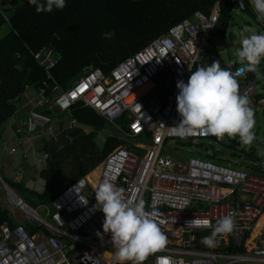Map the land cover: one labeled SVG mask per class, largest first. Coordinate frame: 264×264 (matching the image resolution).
<instances>
[{
  "label": "built area",
  "instance_id": "obj_1",
  "mask_svg": "<svg viewBox=\"0 0 264 264\" xmlns=\"http://www.w3.org/2000/svg\"><path fill=\"white\" fill-rule=\"evenodd\" d=\"M222 2L219 0L210 14L197 11L191 19L178 23L169 34L156 38L135 55L119 62L110 73L92 68L67 89L59 84L53 87L57 96L50 104L52 109L66 110L83 102L120 131L118 138L135 141L146 135L151 142L134 143L137 150L144 151L142 154L125 147L109 154L95 187L85 177L60 193L51 208L44 206L51 223L32 214L22 198L18 205L8 191L11 202L16 203L13 207L23 211L26 221L45 228L51 236H32L25 225H19L14 231L7 224L1 226L0 264H118L111 236L103 233L104 215L95 207L94 190L104 179L123 189L125 199L143 200L145 211L166 236L168 231L179 232V236H167V244L150 254L144 264H264V230L250 242L264 217L263 174L206 158L180 155L177 147L180 142L197 143L200 139L220 142L222 139L199 131L180 138L171 128L181 120L177 112L176 83L178 80L187 83L194 66L208 59L221 18ZM232 2L237 11H249L256 16L250 0ZM54 58L55 52L50 46L36 55L40 67L46 71L57 65ZM224 68L235 73L241 66L232 60ZM168 69L175 75L176 83L163 100L157 93L155 79ZM244 77L246 73L237 79ZM238 83L240 95L255 104H264V97L256 102L255 80ZM49 102L46 88H41L38 104ZM123 115L130 121L127 131L117 124ZM39 129L52 130V119L48 114L32 110L26 129L19 133L33 134ZM48 157L44 153V160ZM230 213H235L234 230L218 237L215 247L201 243L202 235H209L211 227L192 228L186 224L196 217L207 219L214 226L219 218ZM231 244L244 247L245 252L229 250Z\"/></svg>",
  "mask_w": 264,
  "mask_h": 264
},
{
  "label": "trees",
  "instance_id": "obj_2",
  "mask_svg": "<svg viewBox=\"0 0 264 264\" xmlns=\"http://www.w3.org/2000/svg\"><path fill=\"white\" fill-rule=\"evenodd\" d=\"M218 1L65 0L66 6L62 10L40 13L28 0L15 5L14 9L7 7L6 3L0 5V131L19 110L20 102L16 100L24 96L29 87L39 91L45 87L46 95L51 99L57 94L53 89L56 84L67 89L92 68L110 73L119 62L144 49L156 38L169 34L174 26L192 18L197 11L210 13ZM235 7L232 0H224L221 4L222 15L215 35L227 36ZM111 31L115 33L112 39L102 38V33ZM47 46L54 49V59L57 61V65L49 71L41 68L36 59L39 51ZM203 63L196 64L193 71L203 66ZM247 74L249 80L255 78L253 72ZM155 80L157 88L161 89L157 93L166 100L176 83L175 75L168 69ZM263 97V94L257 95L256 102H260ZM47 110L45 108L44 112ZM66 112L72 113L77 122L93 129L76 139L67 152L68 156L77 159L73 174L68 178L63 177L59 170L64 160L61 156L47 160L42 172L45 180L42 194L19 182L5 179L35 209L51 207L53 200L70 185L102 168L100 166L117 148L125 147L140 154L144 152L137 150L134 142L115 136H108L105 144L100 145L99 136L110 124L93 107L78 102L59 114L64 115ZM129 122L128 117L123 115L117 124L127 131ZM194 144L180 142L177 147H193ZM257 173L264 174V171ZM5 224L13 231L19 226L13 221L10 211L0 206V227ZM26 229L32 236L41 231L51 236L47 230L37 226L27 224ZM229 250L245 252L244 247L237 248L234 244Z\"/></svg>",
  "mask_w": 264,
  "mask_h": 264
},
{
  "label": "clouds",
  "instance_id": "obj_3",
  "mask_svg": "<svg viewBox=\"0 0 264 264\" xmlns=\"http://www.w3.org/2000/svg\"><path fill=\"white\" fill-rule=\"evenodd\" d=\"M28 2L35 7L37 13L52 12L54 9L62 10L66 6L65 0H28ZM250 3L257 20L264 22V0H250ZM114 35V31L106 32L102 33V38L112 39ZM236 57L242 71L238 69L233 73L227 68H222L220 61H213L210 65L200 66L195 71H191L187 83L183 80L177 81L176 104L181 120L178 125L171 127L175 135L185 138L199 131L203 135L218 139L227 136L233 139L238 137L239 142L243 144L250 145L253 142L254 112L249 106V98L239 93L237 77L246 72H255L261 60H264V33L251 30L248 34L240 33ZM256 82L259 85V81ZM55 97L50 100L49 105ZM49 110L60 113L67 109L50 107ZM47 112L42 113L48 114ZM49 157L44 160L45 164ZM94 191L97 202L95 207L104 215L103 233L111 236V244L116 249L114 258L118 264H127V262L144 264L150 254L167 244V236L145 211L143 200L125 199L123 189L116 187L109 179H104ZM234 217L235 213L225 215L219 218L214 226L209 220L196 217L186 224L187 227L192 228L211 227L209 235L206 236L205 233L202 235L204 237L201 238V243L207 247H215L219 243L218 237L233 232Z\"/></svg>",
  "mask_w": 264,
  "mask_h": 264
},
{
  "label": "rangeland",
  "instance_id": "obj_4",
  "mask_svg": "<svg viewBox=\"0 0 264 264\" xmlns=\"http://www.w3.org/2000/svg\"><path fill=\"white\" fill-rule=\"evenodd\" d=\"M23 2L24 0L6 1V3L11 5L10 8L12 7V9L16 7L15 5ZM250 26L259 29V33H264V25L261 21L257 20V17L235 10L227 36L224 37L221 35H215L214 42L212 44L213 47L209 49V57L204 61L203 66H207V64L210 65L213 61H220L221 67L224 68L228 66L232 60L237 61V48L234 47L235 41L239 39V33H242L243 31L248 32ZM6 31L8 32V29H6ZM214 52L217 53V57L213 54ZM254 75L257 79H260V83L257 85V93L264 95V60H261V63L257 66ZM249 106L254 112L255 120V125L252 129L253 133L255 134V139L250 145L241 143L240 146H237V144H231L227 136L220 142L215 139H200L194 144V148L188 145H179L180 155H184L187 158L193 156L203 159L206 158L211 162L220 164H232L234 167L246 171L252 169H255L257 172L264 171V105L255 104L250 101ZM68 115L69 114L67 112L64 113V115L54 112L52 114L53 129L50 130L51 132L48 129L38 131L42 133V136L44 135V140L50 138H46L47 135H51V139L49 141L50 143H48V150L51 152L49 158L63 156L64 160L62 159L59 170L63 173L64 178H68L70 175H72L77 165V159L72 156H68L67 152L70 149V146H72L74 141H76V139H78L84 133L89 134L93 131L91 127L85 126L79 122H75L73 117H68ZM57 128L60 129L57 130ZM108 136L121 137V133L120 131H117L116 128L109 126L105 132L100 134L98 139L99 144L104 145ZM136 141H141L148 144L151 142V139L146 135H143L141 138L132 141V143H135ZM249 154H252V156H249ZM101 169L102 168L96 172H94L95 170L92 171L89 176H91L95 181L98 180ZM25 181H27V178ZM23 183L24 182L22 181L21 184ZM0 186L3 188L2 192L7 193L5 192L7 188L4 187L1 180ZM0 204L5 209L10 210L13 217V211L17 209L13 206H16V203L14 201L12 203L7 194H1ZM19 214V216L15 215V219H13V221L16 224L23 222L25 223V215H23L21 211ZM41 216L51 223V220L47 219L46 213H41ZM108 251L112 252L113 250L109 249Z\"/></svg>",
  "mask_w": 264,
  "mask_h": 264
},
{
  "label": "crops",
  "instance_id": "obj_5",
  "mask_svg": "<svg viewBox=\"0 0 264 264\" xmlns=\"http://www.w3.org/2000/svg\"><path fill=\"white\" fill-rule=\"evenodd\" d=\"M6 1H9V0H3V1L0 0V5L2 6L5 5ZM6 6L10 8L11 5L6 3ZM234 12L235 10L233 11V14ZM247 14L253 15L250 12ZM250 27L255 28L253 26H250ZM0 39H1V36H0ZM211 47H213V45ZM213 54L217 57L216 52H214ZM238 66H241V65L238 63ZM242 79L243 78H239L238 82H242L243 80L249 81L247 72H246V77H244L243 80ZM253 79L255 81L256 80L259 81L260 83V79H257L255 77V78H252L251 80ZM40 91L34 87H29L27 91L25 92L24 96L22 97V100L20 101L19 110L12 117V119L5 125V128L0 131V179H2L3 181H5L6 179L9 181H15L19 183L23 181L25 183V184L23 183V185H26L28 188L35 190L36 192L42 194L45 191V180L42 177V172L44 170V167L46 166L44 162V153L47 152L49 153V155L51 153L48 150V143H50L49 141L51 139V135L50 136L47 135L46 138L47 137H50V138H48L47 140L46 139L44 140L43 139L44 135L42 136V133L38 132L39 130H44V129H39L37 132L33 133L32 135L26 132L19 133V130L26 129V124L28 122L29 115L32 110L44 112L45 108H47L48 110L50 109V105L48 103H45L44 105L38 104V98L40 96ZM52 99L53 98H51L50 100ZM48 113L52 117V114L54 113V111L48 112ZM68 114L70 115V116L68 115V117H73L74 119V116L72 113H68ZM59 129L60 128H57V130ZM26 178H27V181H25ZM89 179L91 183H93V187H95L97 180L95 181L92 177H89ZM2 189L3 188H1L0 186V196L1 194H7V196L9 197L8 191L6 190L5 192L7 193H3ZM9 199L11 200L10 197ZM0 206L3 209H5L1 204ZM41 208L40 209L34 208V209L37 210L39 214H41ZM19 210L20 209L17 208L15 211H13V217H12L13 219H15L14 218L15 215L17 216L20 215L19 213L21 210L20 211ZM21 213L24 215L23 211H21ZM44 213H46V210L44 211ZM27 224L29 223L26 221L25 223L24 222L18 223L17 225L26 226ZM31 226H34V225H31ZM257 226H259V224H257ZM39 228L42 229L43 227H39ZM40 234L47 235L46 232L41 231L36 236Z\"/></svg>",
  "mask_w": 264,
  "mask_h": 264
},
{
  "label": "water",
  "instance_id": "obj_6",
  "mask_svg": "<svg viewBox=\"0 0 264 264\" xmlns=\"http://www.w3.org/2000/svg\"><path fill=\"white\" fill-rule=\"evenodd\" d=\"M249 30H251L252 32L259 33V29H257V28L250 27ZM248 32H244L243 31V33H245V34H248ZM239 35H240V33H239ZM234 47H236V48L239 47V39L235 41ZM240 70H242V69H240ZM160 91H161V89L160 88H157V92H160ZM22 97H23V95H21L16 100V102L17 103L20 102L21 99H22ZM48 112H51V111L49 110ZM228 139L230 140L231 144H237V146H240L241 145V143L238 141V137L237 138H234V139L228 137ZM263 176H264V174H263ZM0 180H1L2 184L4 185V187H6L10 191V193H12V195L14 196V198L21 200V197L5 181H3L2 179H0ZM28 208L30 209V211H31L32 214H35L36 216L39 215V213H37V210H35L34 208L30 207L29 205H28ZM44 211H45L44 208H41V213H44Z\"/></svg>",
  "mask_w": 264,
  "mask_h": 264
},
{
  "label": "bare ground",
  "instance_id": "obj_7",
  "mask_svg": "<svg viewBox=\"0 0 264 264\" xmlns=\"http://www.w3.org/2000/svg\"><path fill=\"white\" fill-rule=\"evenodd\" d=\"M101 172H102V171H101ZM100 175H101V173H100ZM99 177H100V176H99ZM99 177H98V179H99ZM97 181H98V180H97ZM96 183H97V182H96ZM92 185H93V183H92ZM95 186H96V184H95ZM15 201L18 203V205L21 204V202H20L19 199H16V198H15ZM263 230H264V217L262 218L261 222L259 223V226H257V227L255 228V230H254V232H253V234H252V236H251L250 242H251L252 240L256 239L257 237H259V236L261 235V232H262ZM167 236H179V232H178L177 230H175V231H168ZM105 255H106L107 257H111V254H110V253L105 252Z\"/></svg>",
  "mask_w": 264,
  "mask_h": 264
}]
</instances>
